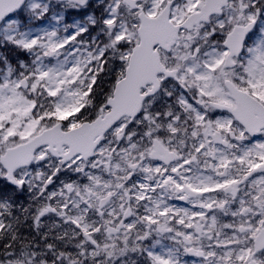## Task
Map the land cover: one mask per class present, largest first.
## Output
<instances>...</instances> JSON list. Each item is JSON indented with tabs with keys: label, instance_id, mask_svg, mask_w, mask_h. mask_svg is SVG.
<instances>
[{
	"label": "snow or ice",
	"instance_id": "1",
	"mask_svg": "<svg viewBox=\"0 0 264 264\" xmlns=\"http://www.w3.org/2000/svg\"><path fill=\"white\" fill-rule=\"evenodd\" d=\"M0 264H264V0H0Z\"/></svg>",
	"mask_w": 264,
	"mask_h": 264
}]
</instances>
